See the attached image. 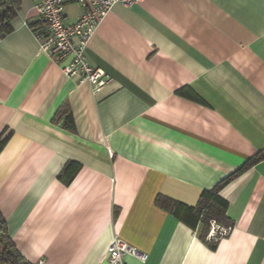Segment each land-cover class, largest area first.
<instances>
[{
    "label": "crops",
    "instance_id": "crops-1",
    "mask_svg": "<svg viewBox=\"0 0 264 264\" xmlns=\"http://www.w3.org/2000/svg\"><path fill=\"white\" fill-rule=\"evenodd\" d=\"M36 3L19 0L0 37V214L17 250L104 264L117 237L148 256L123 264H264V0L113 6L85 51L112 78L97 93L39 49ZM82 12L68 2L65 22ZM239 169L217 192L216 240L156 203L195 209Z\"/></svg>",
    "mask_w": 264,
    "mask_h": 264
},
{
    "label": "built area",
    "instance_id": "built-area-1",
    "mask_svg": "<svg viewBox=\"0 0 264 264\" xmlns=\"http://www.w3.org/2000/svg\"><path fill=\"white\" fill-rule=\"evenodd\" d=\"M142 0H37L36 10L44 18L45 27L36 33L39 49L61 67L68 78L79 82H88L93 93H97L112 82V78L101 68L92 67L85 51L89 38L98 21L113 6L128 7ZM74 3L83 10L80 18L73 23L64 19L65 5ZM230 228L219 227L212 221L207 234L208 240H216L228 233ZM125 255L141 262L147 260V254L129 245L120 238H113L105 253L104 264H123Z\"/></svg>",
    "mask_w": 264,
    "mask_h": 264
},
{
    "label": "trees",
    "instance_id": "trees-1",
    "mask_svg": "<svg viewBox=\"0 0 264 264\" xmlns=\"http://www.w3.org/2000/svg\"><path fill=\"white\" fill-rule=\"evenodd\" d=\"M19 0H0V37L5 36L6 34L12 31L11 22L16 16L18 9ZM71 117L68 116L66 122L68 128L74 129V124ZM7 137L0 141V149L6 142ZM243 169L229 175L220 185L210 191H205L201 194L198 204L195 209L186 207L185 205L168 200L164 197H157L156 203L160 205L165 210L171 212L174 216H177L178 212L181 209H186L188 211L196 212V218H201L205 225L206 229L210 222H219L227 224V202L217 196V192L231 180L234 176L239 174ZM178 217V216H177ZM206 233V231H205ZM0 264H31L28 262L24 256L17 250L11 239L8 235L7 225L2 215L0 214Z\"/></svg>",
    "mask_w": 264,
    "mask_h": 264
}]
</instances>
